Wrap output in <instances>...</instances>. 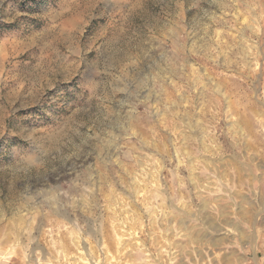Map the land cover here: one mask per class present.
<instances>
[{
	"label": "rangeland",
	"instance_id": "rangeland-1",
	"mask_svg": "<svg viewBox=\"0 0 264 264\" xmlns=\"http://www.w3.org/2000/svg\"><path fill=\"white\" fill-rule=\"evenodd\" d=\"M0 264H264V0H0Z\"/></svg>",
	"mask_w": 264,
	"mask_h": 264
}]
</instances>
